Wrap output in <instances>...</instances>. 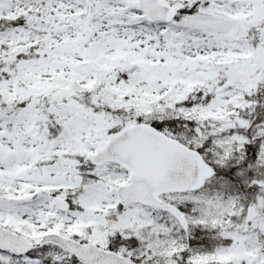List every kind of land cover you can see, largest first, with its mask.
<instances>
[{
	"label": "snow or ice",
	"instance_id": "obj_1",
	"mask_svg": "<svg viewBox=\"0 0 264 264\" xmlns=\"http://www.w3.org/2000/svg\"><path fill=\"white\" fill-rule=\"evenodd\" d=\"M0 264H264V0H0Z\"/></svg>",
	"mask_w": 264,
	"mask_h": 264
}]
</instances>
